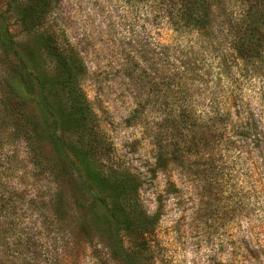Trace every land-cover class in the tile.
Here are the masks:
<instances>
[{"label":"trees","instance_id":"obj_1","mask_svg":"<svg viewBox=\"0 0 264 264\" xmlns=\"http://www.w3.org/2000/svg\"><path fill=\"white\" fill-rule=\"evenodd\" d=\"M22 1L33 11L51 6V0ZM138 1L150 3L156 18L178 35L174 43L155 42L151 63L141 52L145 61H140V67L162 81L174 107L163 120L177 138L170 146L156 142L153 172L164 171L169 163L201 182L199 175H214L220 145L236 148V143L247 140L264 143L260 115L264 114V89L250 98L240 89L241 78L256 79L262 71L264 0ZM43 22L33 29L39 30L38 44L53 63L54 76L42 75L28 48H17L9 39L1 44L9 71L1 90L17 103V110L28 113L29 130L23 133L20 127L16 133L22 134L20 140L36 169H41L39 136L44 132L49 153L54 155V165L50 164L54 187L39 202L25 200L14 188L0 189V264H63L67 261L64 239H70L64 222L73 231L81 228L88 244L102 247L113 262L152 264L146 239L155 233L158 216L144 206L140 179L112 161V144L105 140L80 86L75 49L49 25L45 29ZM183 34L188 36L182 38ZM55 90L65 106L56 94L51 95ZM51 98L60 107L57 111ZM33 99L29 105L27 100ZM73 133L76 138L70 143L68 134ZM43 227L54 230L48 243ZM124 232L132 237L134 249L125 245Z\"/></svg>","mask_w":264,"mask_h":264},{"label":"rangeland","instance_id":"obj_2","mask_svg":"<svg viewBox=\"0 0 264 264\" xmlns=\"http://www.w3.org/2000/svg\"><path fill=\"white\" fill-rule=\"evenodd\" d=\"M149 4L138 0H51V6L33 11L22 0H0V189L14 188L25 200L39 202L54 187L50 180L54 155L49 153L44 132L39 136L41 169H36L20 140L22 134L16 133L20 127L23 133L29 130L28 113L17 110V103L5 98L1 90L9 78L1 44L9 39L17 48H28L42 75L54 76V65L38 44L39 30L33 29L45 19V29L49 25L62 42L75 49L81 89L105 140L112 144L114 165L140 179L144 206L158 216L155 233L146 239L150 263L264 264L263 142L247 140L236 143V148L220 145L214 175H199L201 182L169 163L164 171L153 172L156 142L169 145L177 137L173 138L163 120L174 109L165 95L166 86L151 70L140 67V61H145L141 52H146V61L151 63L155 42L174 43L178 35L156 18ZM260 67L256 79L240 80L245 98L264 89V63ZM55 94L61 101L56 90L51 92ZM51 101L57 111L59 105L54 98ZM34 102L27 100L29 105ZM40 127L43 129L42 123ZM68 137L72 143L76 135ZM93 166L96 171L98 164ZM209 182L215 186L209 187ZM64 227L69 229L70 239H64L67 261L63 264H119L109 260L102 247L89 245L81 228L73 231L67 222ZM51 231V227L41 229L46 243ZM121 236L134 249L132 237L125 232Z\"/></svg>","mask_w":264,"mask_h":264}]
</instances>
